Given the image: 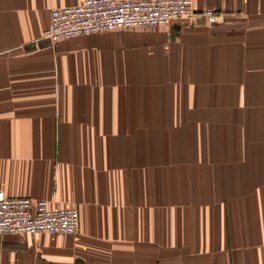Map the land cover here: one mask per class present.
<instances>
[{"label": "crops", "instance_id": "1", "mask_svg": "<svg viewBox=\"0 0 264 264\" xmlns=\"http://www.w3.org/2000/svg\"><path fill=\"white\" fill-rule=\"evenodd\" d=\"M85 1L0 0V192L79 213L0 264H264V0L42 38Z\"/></svg>", "mask_w": 264, "mask_h": 264}, {"label": "built area", "instance_id": "2", "mask_svg": "<svg viewBox=\"0 0 264 264\" xmlns=\"http://www.w3.org/2000/svg\"><path fill=\"white\" fill-rule=\"evenodd\" d=\"M203 17L214 22L215 12L194 10L191 0H87L55 9L42 38L52 45L60 39L87 37L109 31L154 29ZM79 232L76 207L51 209L44 200L7 198L0 192V237L10 235H65Z\"/></svg>", "mask_w": 264, "mask_h": 264}]
</instances>
